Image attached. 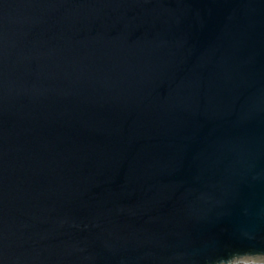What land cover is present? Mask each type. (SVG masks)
Listing matches in <instances>:
<instances>
[{"label": "water", "instance_id": "95a60500", "mask_svg": "<svg viewBox=\"0 0 264 264\" xmlns=\"http://www.w3.org/2000/svg\"><path fill=\"white\" fill-rule=\"evenodd\" d=\"M0 264H264V0H0Z\"/></svg>", "mask_w": 264, "mask_h": 264}]
</instances>
